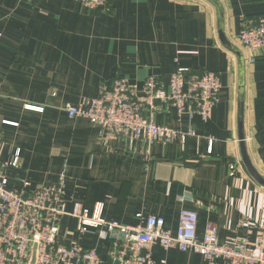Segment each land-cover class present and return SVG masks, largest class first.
Masks as SVG:
<instances>
[{"label": "crops", "instance_id": "1", "mask_svg": "<svg viewBox=\"0 0 264 264\" xmlns=\"http://www.w3.org/2000/svg\"><path fill=\"white\" fill-rule=\"evenodd\" d=\"M213 1L108 0L104 13L74 0H0V163L19 150L17 168L5 170L7 188L62 182L67 214L76 203L89 212L101 203L108 222L135 226L143 224L138 216H157L172 236L187 210L197 215L198 237L212 223L219 243L253 244L264 187L242 163L238 117L242 111L248 159L264 178V49L244 50L238 35L264 16V0ZM178 67L217 74L220 97L207 121L158 104L154 121L177 132L169 144L111 137L63 111L117 78L139 95L150 76L167 85ZM76 229V219L63 216L57 241L96 250L106 264L108 243ZM150 259L203 264L198 254L159 246Z\"/></svg>", "mask_w": 264, "mask_h": 264}, {"label": "built area", "instance_id": "2", "mask_svg": "<svg viewBox=\"0 0 264 264\" xmlns=\"http://www.w3.org/2000/svg\"><path fill=\"white\" fill-rule=\"evenodd\" d=\"M74 1L92 12L109 11L108 0ZM238 41L249 52L264 49V16L255 26L243 27ZM220 88L217 74L178 67L167 85L150 76L139 95L125 80L117 78L110 86L103 87L96 98L78 105L65 104L63 111L69 119L89 120L111 137L129 136L147 144H169L177 132L154 121L158 104H169L178 116L189 111L207 121L219 102ZM144 111L149 113V118L143 116ZM18 157L16 150L9 163H0V264H101L96 250L57 241L58 224L65 215L76 219L78 234L95 230L98 238L108 243L106 264H151L153 246L198 254L203 264H264V215L253 244L248 245L239 237L219 243L212 223L198 237L197 215L187 210L179 213L175 236L163 228V221L157 216L145 219L138 216L143 224L135 226L108 222L102 218L101 203L92 212L76 203L67 214L61 197L62 182L58 186L30 190L29 184L22 181L19 189L7 188L5 170L17 168Z\"/></svg>", "mask_w": 264, "mask_h": 264}, {"label": "water", "instance_id": "3", "mask_svg": "<svg viewBox=\"0 0 264 264\" xmlns=\"http://www.w3.org/2000/svg\"><path fill=\"white\" fill-rule=\"evenodd\" d=\"M211 2H214L213 0H209ZM220 40L222 43L227 46L230 50H232L238 58H240V54L231 48V46L226 42L222 34L220 33ZM229 45V46H228ZM238 137H239V147H240V154H241V160L242 163L248 172V174L262 187H264V178L258 174V172L253 168L252 164L250 163V160L248 159V156L246 154V149L244 146V135H243V119H242V111H240L239 117H238ZM35 249V248H34ZM33 249V250H34ZM34 260V252L32 256V261Z\"/></svg>", "mask_w": 264, "mask_h": 264}]
</instances>
